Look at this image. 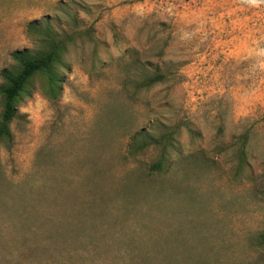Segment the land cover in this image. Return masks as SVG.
<instances>
[{"label": "rangeland", "instance_id": "1", "mask_svg": "<svg viewBox=\"0 0 264 264\" xmlns=\"http://www.w3.org/2000/svg\"><path fill=\"white\" fill-rule=\"evenodd\" d=\"M34 20L74 40L0 143V264H264V0H0V83Z\"/></svg>", "mask_w": 264, "mask_h": 264}, {"label": "trees", "instance_id": "2", "mask_svg": "<svg viewBox=\"0 0 264 264\" xmlns=\"http://www.w3.org/2000/svg\"><path fill=\"white\" fill-rule=\"evenodd\" d=\"M28 33L35 40V45L14 50L13 63L1 71L3 80L0 83V143H11L13 138L11 123L18 114L21 100L30 92L37 78L41 80L46 95L51 99H56L60 95L66 79L65 70L68 63L65 60V53L74 36L60 33L50 21L43 23L39 20L28 24ZM164 75L160 71L151 72L143 76L140 83L142 86H150L161 80ZM250 137V129L243 130L238 136L237 159L240 169L249 162ZM162 165L163 157H160L150 165V171H156Z\"/></svg>", "mask_w": 264, "mask_h": 264}]
</instances>
